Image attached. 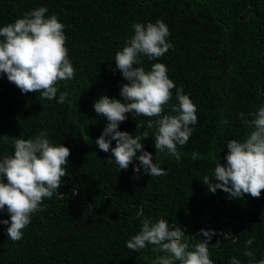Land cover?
Masks as SVG:
<instances>
[{
	"label": "trees",
	"instance_id": "trees-1",
	"mask_svg": "<svg viewBox=\"0 0 264 264\" xmlns=\"http://www.w3.org/2000/svg\"><path fill=\"white\" fill-rule=\"evenodd\" d=\"M0 264H264V0H0Z\"/></svg>",
	"mask_w": 264,
	"mask_h": 264
}]
</instances>
